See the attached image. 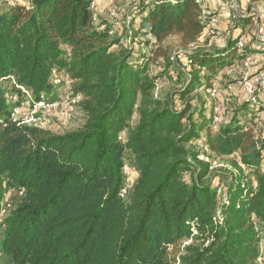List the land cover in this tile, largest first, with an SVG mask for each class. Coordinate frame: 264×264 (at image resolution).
I'll list each match as a JSON object with an SVG mask.
<instances>
[{
    "label": "trees",
    "instance_id": "obj_1",
    "mask_svg": "<svg viewBox=\"0 0 264 264\" xmlns=\"http://www.w3.org/2000/svg\"><path fill=\"white\" fill-rule=\"evenodd\" d=\"M91 2L0 5L3 264H259L264 102L241 101L215 124L214 105L201 99L252 49L237 48L240 32L211 44L195 0H137V22L127 23L134 56ZM250 17H234L232 32ZM169 38L187 72L159 98L169 72L155 69L170 64ZM52 70L70 83L84 120L64 134L13 118L1 86L50 102ZM222 158L229 167L212 172ZM125 163L137 176L121 197ZM7 188L20 199L1 217Z\"/></svg>",
    "mask_w": 264,
    "mask_h": 264
},
{
    "label": "rangeland",
    "instance_id": "obj_2",
    "mask_svg": "<svg viewBox=\"0 0 264 264\" xmlns=\"http://www.w3.org/2000/svg\"><path fill=\"white\" fill-rule=\"evenodd\" d=\"M26 0H0V5L4 4H12L15 2H24ZM107 6L103 10L102 17H99V15H96L97 22H103L107 23L112 27L113 31V37L115 38H121L122 43L126 46H133L136 55L137 51H141L140 47L137 45V38L136 40H131L133 38L130 37L132 34L130 30L127 29V20L126 17L132 13L133 8L137 4V0H104ZM243 1V8L239 7L237 11L232 12L230 26H233V22L235 21L234 17L238 16H244L247 14H253V13H260V7L262 6V3L264 0H242ZM235 3L240 5L239 0H235ZM233 3V2H232ZM111 12H114L116 14L115 20H112L109 14ZM252 16V15H250ZM251 18V17H250ZM252 18H255L254 15ZM254 27L250 28H244L237 29L236 35L240 32L244 36L245 45L247 44L248 37L252 41L255 35V29ZM232 30L230 28L227 29L226 33L222 32L221 35L217 38H214L210 41L211 44L218 46L225 43L229 35L231 34L229 31ZM229 32V33H228ZM228 34V35H227ZM258 41L262 40L260 39V36L257 37ZM134 39V38H133ZM263 41V40H262ZM165 46L169 48V55L173 54L175 49L178 48V39L177 38H169ZM137 47L139 48L137 50ZM137 58V57H136ZM171 61V60H170ZM169 61V65L167 63H163L162 65L158 66L156 70V73H160L162 71L167 70L169 72V75L163 77L160 81V83L157 86V89L155 91V95L157 97L164 96L166 93H169L171 91L178 90L179 86L182 84L184 79L186 78V72L187 67L183 64L182 61ZM255 65V64H254ZM254 65L250 68H246L242 66V64L237 63L234 68L232 69H226L223 70L224 72L220 73L217 78L214 80L213 83V90H215V97L211 98L207 94H204L201 96V99L205 102L213 104L215 108L217 109V119L219 121H225L227 115L231 112L233 106H236L239 102L248 100L247 95L244 92L241 80L243 77L246 76L248 78H253L257 71L254 73H250V70L254 68ZM154 70V69H153ZM166 72V71H165ZM3 88H5L8 92L9 96V104L13 108L19 109L20 116L22 118L29 116L31 113V110H33L35 101L33 100L30 93L22 94L15 92L12 88L11 83L3 82L1 84ZM70 91L69 86H59L54 88L52 91L49 101L50 103L54 104V109L51 111H44V110H38L36 112V117L39 118V124H37V127L48 130L54 134H64L66 132H70L73 130L79 129L84 120L83 115L79 111L77 107V99H72L70 97ZM264 96H262L263 98ZM259 99L261 98L258 97ZM195 105V103H193ZM17 106V107H16ZM135 119L133 120L132 124L129 128H132L134 126ZM230 158H236L235 156H232ZM227 159H214L211 162V171L212 172H218L219 170L226 169L229 167V160ZM222 190V189H221ZM20 199V193L16 192L13 189L7 188L6 194H5V200L3 209L5 210V214L9 212L14 206L17 204V202ZM262 234L264 235V228H260ZM0 264H3L2 259H0Z\"/></svg>",
    "mask_w": 264,
    "mask_h": 264
},
{
    "label": "built area",
    "instance_id": "obj_3",
    "mask_svg": "<svg viewBox=\"0 0 264 264\" xmlns=\"http://www.w3.org/2000/svg\"><path fill=\"white\" fill-rule=\"evenodd\" d=\"M10 2V0H8ZM235 0H223L222 5L224 9H228L229 6L234 2ZM11 3V2H10ZM196 5L200 8L201 10V16L202 20L206 23V28H205V34L206 37L214 39L217 38L221 35V30L219 27V18L217 13L211 9L208 6V0H195ZM13 4V3H12ZM90 8L92 11L96 10V4L95 0H92ZM112 20H115L116 14L114 12H111L109 14ZM127 23H129L131 20L134 22H137V17L135 15V12L130 13L126 17ZM109 35L113 36V31L109 32ZM236 46L239 50H241L245 46V41H244V36H240ZM182 57L176 53H173L170 60L171 61H176L177 59L180 60ZM255 56L254 55H248L245 57L243 66L246 68H250L251 66L254 65L255 63ZM51 82L55 87L59 86H69L70 83L68 80L60 73H57L55 70H52L51 73ZM241 85L244 90V92L247 95V99L252 101L253 103L256 101V99L262 95H264V64L258 69L256 75L253 78H248L247 74L243 79L241 80ZM21 92L24 94H28L23 88L18 87ZM210 97L213 98L215 97V90H211L210 92ZM54 104L50 103L46 100H44L42 97L39 99L38 102L34 104L33 110H31V113L29 116L22 118L19 113V109L15 108L12 112V117L15 119L21 120V123L26 124V125H35L39 124V118L36 117V112L38 110H44V111H51L54 109ZM217 109L214 107V123L217 124L219 120L217 119ZM137 176L136 171L129 165L128 163H125L123 167V184L120 189V196L125 197L128 193V191L131 189L133 181L135 180ZM5 215V210L2 208L1 211V217H4ZM262 228V227H261ZM264 228V227H263ZM260 237H261V252H260V258H259V264H264V235L262 234L261 230H259ZM186 244V243H184Z\"/></svg>",
    "mask_w": 264,
    "mask_h": 264
},
{
    "label": "crops",
    "instance_id": "obj_4",
    "mask_svg": "<svg viewBox=\"0 0 264 264\" xmlns=\"http://www.w3.org/2000/svg\"><path fill=\"white\" fill-rule=\"evenodd\" d=\"M222 1L223 0H208V6L211 9H213L218 15L219 27L221 33L222 32L226 33L228 28L232 29L234 27V22H233V26H230L231 16L233 14L232 12L237 11L239 7H241L242 9L243 1L239 0L240 5L233 2L228 9L223 8ZM95 4H96L95 14L99 15V17H102L103 14L102 12L104 8L107 6V4L105 3L104 0H95ZM260 13H262V15H260L259 13L247 14L249 16L254 15L255 17V18H251L250 24L246 27L247 29L250 27H254L253 29H255V35L253 40L251 41L249 37L247 40V44H248L247 46L250 49H252L253 55L256 58L255 59L256 61L254 63L255 64L254 68L250 70L251 74L257 71L258 69H260V67L264 64V1L262 3V6L260 7ZM229 32H231V34L233 35H236L237 29L234 30L233 32L232 30H230ZM258 36H260V39H262L263 41L262 40L258 41L257 38ZM262 96L260 99L264 102V97L262 98Z\"/></svg>",
    "mask_w": 264,
    "mask_h": 264
}]
</instances>
